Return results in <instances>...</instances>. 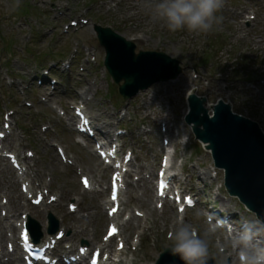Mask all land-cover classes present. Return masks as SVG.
<instances>
[{"label":"rangeland","instance_id":"1","mask_svg":"<svg viewBox=\"0 0 264 264\" xmlns=\"http://www.w3.org/2000/svg\"><path fill=\"white\" fill-rule=\"evenodd\" d=\"M158 2L0 0V128H7L9 118L11 130L3 145L7 146L5 151H13L17 145L21 156L30 155V165L40 173L33 175L34 192L61 194L59 200L46 206L58 218L64 232L65 241L56 251L64 252L69 244H73L70 251L73 246L77 250L81 240L91 243V248L104 247L101 242L110 222L104 207L115 173L95 153L94 140L74 129L77 117L73 107L79 105L83 96L86 111L95 118L99 132L113 136L117 146L112 152L120 156L116 164L129 173L128 177L125 171L121 174L125 183L115 213L121 237H126V251L113 253L108 263L120 259L126 263V259L132 258L131 264H152L158 253L170 246L168 232L183 216L209 242V258L216 264H236V256L232 261L224 250L227 234L223 229L211 230L206 215L209 208L203 204L209 201L215 203V209L230 213L226 223L249 225L257 240H264V224L225 193L222 171L214 168L209 153L193 141L183 115L186 94L194 90L205 96L209 104L218 98L230 102L234 112L257 121L264 131V0H224L216 14L222 18L220 22L209 32L199 34L186 29L170 31L164 21L154 17L153 6ZM250 12L253 15L247 18ZM78 20L77 25L70 24ZM94 23L110 26L132 39L136 51H164L177 58L183 67L182 74L177 80L147 87L126 103L103 67L104 51L93 32ZM215 31L224 35L214 36ZM231 44L243 53L238 59L233 58L236 51L230 48ZM107 119L111 128L105 125ZM115 132L120 135H113ZM57 147L66 161L57 157ZM130 151L132 158L126 163L124 159ZM165 152L170 154L172 172L181 189L202 198L182 214L167 203L162 208L155 200L149 204L151 195L147 189L155 195L156 172ZM0 167V226L5 230L0 229L6 231L3 245L0 240V259L4 262L8 257L12 261L0 264H25L18 251L19 229L10 226L16 218H8L21 204L28 206L35 220L47 224V211H38L41 204H34V195L29 200L26 196L18 198L17 195H23V178H11L10 170H17L6 158L3 162L0 159ZM83 175L88 185L82 183ZM26 179L29 183L30 178ZM4 210L7 214L3 216ZM76 232L77 236L72 237ZM14 240L16 251H12ZM109 244L114 252L116 241L112 239ZM146 255L150 260H146Z\"/></svg>","mask_w":264,"mask_h":264},{"label":"water","instance_id":"2","mask_svg":"<svg viewBox=\"0 0 264 264\" xmlns=\"http://www.w3.org/2000/svg\"><path fill=\"white\" fill-rule=\"evenodd\" d=\"M94 29L105 48L104 65L125 100L181 72L179 62L164 52L140 50L135 53L134 43L110 28L95 25ZM188 101L190 111L185 120L192 124L196 138L211 150L215 165L224 169L228 192L264 222V136L255 123L233 115L230 106L221 101L212 106V118L203 107L205 98L190 94ZM165 256L163 254L157 264H163ZM165 260L166 264H183L171 253ZM207 264L214 263L208 260Z\"/></svg>","mask_w":264,"mask_h":264},{"label":"clouds","instance_id":"3","mask_svg":"<svg viewBox=\"0 0 264 264\" xmlns=\"http://www.w3.org/2000/svg\"><path fill=\"white\" fill-rule=\"evenodd\" d=\"M223 3L224 0H159L153 6V13L172 32L186 29L191 33H207L222 19L216 14ZM211 230L215 231V227ZM167 238L171 241V254L178 256L183 264H207L210 257L209 242L200 235L197 227L186 223L183 216L178 217ZM232 247L238 251L240 264H264V247L253 243L248 229L235 237ZM222 250L220 248L219 252ZM131 259H126V264H131Z\"/></svg>","mask_w":264,"mask_h":264},{"label":"bare ground","instance_id":"4","mask_svg":"<svg viewBox=\"0 0 264 264\" xmlns=\"http://www.w3.org/2000/svg\"><path fill=\"white\" fill-rule=\"evenodd\" d=\"M54 68V67H53ZM86 92V91H85ZM81 104H87V101L83 98V96H82V98H81ZM90 112V111H89ZM84 115H85V112H84ZM105 115V114H104ZM112 115V114H111ZM92 118H94V117H92ZM69 119L71 120L72 119V117H69ZM91 119V118H90ZM86 120V119H85ZM71 124V123H70ZM106 125V124H105ZM107 126H111V124L109 123V122H107ZM169 130V129H168ZM167 131V130H166ZM186 131V130H185ZM168 133V132H167ZM171 134V133H170ZM173 135V134H172ZM162 137V136H161ZM158 139V138H157ZM174 142V141H173ZM176 142V141H175ZM4 146H6V145H4ZM11 146V145H10ZM6 148H7V146H6ZM10 148V147H9ZM21 150V149H20ZM16 152H18L19 153V150H17L16 149ZM105 152H107V151H105ZM122 152V151H121ZM122 154V153H121ZM56 157V156H55ZM24 163H28V161H30V159L28 158V157H26V156H24L22 159H21ZM98 164V163H97ZM34 165H36V164H34ZM37 165H38V163H37ZM119 166V165H118ZM40 167V166H39ZM1 168V167H0ZM94 168V167H93ZM96 168V167H95ZM108 168V167H107ZM154 168V167H153ZM36 169V168H35ZM104 169V168H103ZM6 170V169H5ZM9 170V169H8ZM41 170V169H40ZM92 171V170H91ZM24 172H25V174L27 175V176H31V175H35L36 176V174L37 175H39L40 173H39V171H38V169H37V171L36 170H34V168L31 166V167H26L25 169H24ZM151 172V171H150ZM11 174V173H10ZM43 175V174H42ZM14 177V175H12V177L11 178H13ZM38 177V176H37ZM14 179V178H13ZM93 179V178H92ZM179 179V178H178ZM88 180V179H87ZM184 180V179H183ZM93 181V180H92ZM182 182V181H181ZM148 187V186H147ZM182 188V187H181ZM36 189V188H35ZM34 190V189H33ZM148 190V192H149V194L151 195V197L149 198V204H152L153 202H152V200H154V195H152V193H151V189L150 188H148L147 189ZM9 194V193H8ZM46 194H47V192L46 193H44V192H42V193H40L39 194V196L38 197H40L41 199H44V198H46ZM11 195V194H10ZM61 195V194H60ZM13 196V195H12ZM18 198H19V196H18ZM26 198V197H25ZM20 203V202H19ZM74 203V202H73ZM14 204V203H13ZM15 205V204H14ZM17 205V204H16ZM66 205V204H65ZM80 205V204H79ZM216 206V205H215ZM20 207L21 206H16V208H15V210L16 211H14V212H18L19 210H20ZM79 207V206H78ZM11 208V207H10ZM9 209V208H8ZM84 209V208H83ZM153 210V209H152ZM9 212H10V210H9ZM9 214V213H8ZM71 214V213H70ZM71 216H73V215H71ZM34 217V216H33ZM113 218V217H112ZM143 218V217H142ZM18 219H19V217H18ZM139 219V218H138ZM14 220V219H13ZM9 221V220H8ZM144 222V221H143ZM9 223V222H8ZM21 224L23 223V220L20 222ZM6 224V223H5ZM41 227H42V229H44L45 228V223L42 221L41 223ZM140 224V223H139ZM144 224H145V222H144ZM10 225H12V226H14V223H11ZM2 226V225H1ZM75 229V228H74ZM246 229H248V228H246ZM83 230V229H82ZM249 230V229H248ZM84 231H81L80 233H83ZM121 234L120 233H118V235H116V236H120ZM74 236H77V232L76 233H74L73 234V236L72 237H74ZM237 235H233V239H231V238H226L225 240H224V248H225V250L226 251H228L229 252V254H230V256L232 257V261H233V258H234V262L237 264V262L239 261V255H238V253H237V249H235V248H233L232 247V241L235 239V237H236ZM255 236V235H254ZM6 239V232L4 231V230H1L0 229V240H1V245H3V241ZM71 239H73V238H71ZM75 239V238H74ZM6 241V240H5ZM122 243L123 244H125L126 242H125V239H122ZM6 245V244H5ZM4 245V246H5ZM110 245V244H109ZM257 246H259V247H264V241L263 240H260L259 242H258V244H256ZM4 246L2 247L3 248V250H5V248H4ZM126 246V245H125ZM8 247V246H7ZM74 248H76L75 246H73ZM81 249H84V250H87V246L85 247V246H82V247H80ZM7 249V248H6ZM126 249V248H125ZM14 251H16L17 250V246H16V248L14 247V249H13ZM72 251V250H71ZM116 251H120V248H117V250ZM126 251V250H125ZM120 252H124L123 250H121ZM15 253H17V252H15ZM10 254V253H9ZM119 254V253H118ZM235 254V255H234ZM9 256V255H8ZM6 257H7V255H6ZM79 258H82V256L81 257H79ZM145 258H146V260H150V258H149V256L148 255H146L145 256ZM149 258V259H148ZM0 261H2L1 259H0ZM3 262V261H2ZM6 262H12L11 261V259H9L8 257H7V259L3 262V263H6ZM9 264V263H8ZM120 264H126V263H123V261L122 260H120ZM153 264H154V262H153Z\"/></svg>","mask_w":264,"mask_h":264},{"label":"snow or ice","instance_id":"5","mask_svg":"<svg viewBox=\"0 0 264 264\" xmlns=\"http://www.w3.org/2000/svg\"><path fill=\"white\" fill-rule=\"evenodd\" d=\"M113 198L115 199V196ZM189 203H190V201H189Z\"/></svg>","mask_w":264,"mask_h":264}]
</instances>
